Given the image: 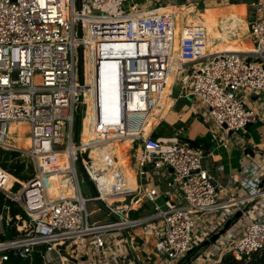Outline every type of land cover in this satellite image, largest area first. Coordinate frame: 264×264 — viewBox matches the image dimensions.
Listing matches in <instances>:
<instances>
[{"label": "built area", "instance_id": "built-area-1", "mask_svg": "<svg viewBox=\"0 0 264 264\" xmlns=\"http://www.w3.org/2000/svg\"><path fill=\"white\" fill-rule=\"evenodd\" d=\"M243 1L251 13L253 51L209 53L188 69L186 64L178 67L184 73L178 79L180 90L206 109L213 131L223 137L246 132L256 117L245 99L264 97V0ZM173 33L172 17L164 10L90 18L87 0H0V150L17 153L18 160L8 162L24 163L25 171L33 172L24 181L0 167V193L25 215L21 225L14 223L9 206H4L0 264L10 257L31 261L34 254L49 262V253L61 257L65 252L72 264H104L105 236L135 228L154 237L156 255L168 264H179L194 242L199 245L216 232L217 227L202 226L204 218L219 212L225 221L264 198L259 164L246 159L238 179L230 177L221 188L204 167L202 147L177 137L143 136L150 97L159 96L167 84ZM155 42L166 47H156ZM76 50L82 52V73ZM88 101L98 137L89 145L83 146L81 140L74 145L77 115L81 108L84 121ZM15 124L27 125L23 141L10 132ZM116 137L136 151L139 176L148 166L170 173L162 203L157 188L142 189L143 204L149 209L144 217L130 218L129 205L120 199L134 190L111 195V203L103 198L107 191L101 186L110 166L106 158L100 165L90 159L91 145L107 147ZM25 140L28 147H20L18 142ZM76 162L84 175L81 182H91L97 197L81 195ZM53 176L69 181L73 194L52 191L56 183L48 185L45 180ZM8 177L13 179L9 188ZM15 185L21 188L12 192ZM86 200H101L117 220L91 221ZM12 230L13 238H7ZM241 230L236 239L219 238L225 246L222 255L240 260L264 249V219H249ZM89 250L97 251L95 258L87 255Z\"/></svg>", "mask_w": 264, "mask_h": 264}, {"label": "crops", "instance_id": "crops-1", "mask_svg": "<svg viewBox=\"0 0 264 264\" xmlns=\"http://www.w3.org/2000/svg\"><path fill=\"white\" fill-rule=\"evenodd\" d=\"M186 2L188 1L178 4L174 3V0L127 1V5L130 8L134 5L138 7V9L131 10L132 14L135 15L139 13H148L155 10H164L165 12L170 13L174 26L171 62L168 65V80L165 86V93L163 94L164 102L161 107L162 117L158 116L149 134L152 137L154 136V138L156 137L160 139L177 137L181 142H186L189 144L193 142L196 143V147H202L205 152V157L203 159L204 167L214 177L215 184L221 188L227 185V180L230 177H233L235 180L238 179L240 165L246 159L247 161H252L259 164L260 171L258 176L261 178L262 184L264 186V97L256 95L245 99L248 109L253 110L256 117L255 122L246 128V132L230 133L223 137L219 133L212 131L210 126L207 124V121L205 120L208 119L206 109H204L195 98H189L190 96H186L185 93L180 90L181 83L179 80L184 74L183 70L177 72L178 67H181V63L178 62L180 32L182 29L192 27V25H194L193 21L185 19L192 11L194 4H189V2ZM205 2L207 5L212 7H218L223 3H232V5L237 6L236 10L240 11V13L242 12L241 10L244 12L248 10L246 7L247 1L243 0H205ZM169 4L170 6H167L168 8H166L165 6ZM171 7H179L180 11L178 12L175 9H169ZM214 20L215 19H206L205 25L207 26V30L211 31V27L215 26L216 23ZM221 20L223 21L222 27L225 34H230L231 31L228 30L233 29L236 25H238L230 12H224ZM221 48H226L227 50L230 48H241L248 51L251 49V45L229 41L220 45V49ZM193 63V60H191L182 63V65L186 64L188 69ZM129 144L130 143L126 141L124 146ZM116 147L120 149H116V154H118V156L115 158V161L121 159L122 156L120 155V151L122 152L123 150L121 145H117ZM132 158L133 152L131 162ZM220 166L223 168L222 171L218 169ZM130 171L131 173L128 175L125 181L126 189H134L135 192L131 196H126L125 198L122 197L120 199H125L124 202L129 205L130 211L128 215L130 218L144 217L147 215L149 209L147 205L143 204L141 196L142 189L155 187L164 197V194L167 192L165 184L170 173L165 169L154 170L148 166L144 171V175L139 176L138 169L136 166L134 167V165H132ZM133 172L135 176H133ZM46 182L48 185L56 183L53 190L60 191L62 193L61 196H70L73 194V188L67 180L61 182L60 177L53 176ZM122 193H124V191L118 192L117 195ZM225 196V194H221L222 198H225ZM163 199H165V197L160 198L159 202L162 203ZM92 204L94 207V217L100 214L104 223H108V220L109 222L114 221L111 216L99 209L96 202ZM118 204H122V200ZM249 205L250 206L248 207V210L243 213L241 217L243 220L245 219V223L249 219H256V217L259 219H264V198L249 203ZM240 219L232 223L226 233L223 234L225 237L236 239L240 236L242 230L240 232L235 230L236 225L238 224L237 222H240ZM225 221L218 212L204 218L203 221H201V224L207 228L217 227L215 230L217 232L223 227ZM202 243L196 245L195 247H200ZM154 244V237L149 232H144L140 228L128 230L126 233L118 231L111 232L104 238V248L101 250V257L104 264H168L167 260L154 253ZM192 249H190V251ZM219 249L222 259L224 256L222 253L225 251V246L219 245L218 250ZM86 253L91 258H95L97 255V251L95 250H89ZM205 253H208L210 256L208 258H204L203 255ZM216 255L217 248L215 242L209 247L201 249L198 256H196L194 259H191L188 263L219 264L221 261L220 258H211L212 256ZM196 258H199V260H196ZM203 258L204 260H202ZM46 259L49 260V262L46 261L43 262V264H72L67 260L68 253L66 252L62 254L61 257L54 256L53 253H49Z\"/></svg>", "mask_w": 264, "mask_h": 264}, {"label": "rangeland", "instance_id": "rangeland-1", "mask_svg": "<svg viewBox=\"0 0 264 264\" xmlns=\"http://www.w3.org/2000/svg\"><path fill=\"white\" fill-rule=\"evenodd\" d=\"M184 1H188L189 4H194L192 11L185 18V19H188L194 22V25H192V28L194 29V38L191 41H186L184 43V53H186L185 59L182 60L184 63L187 61H191V60H193L194 63L198 62L205 55L209 53H214L215 51L220 50V45L225 44L226 42H229V41H235L237 43H245V44H249L252 46V39L250 37V25H249L251 13L249 9L245 11L246 13L243 10H241L242 12L240 13V11L236 10L237 6L232 5V3H229V4L223 3L221 4L222 6L220 5L218 7L216 6L212 7V6L207 5L205 0H174V3L178 4ZM224 12L226 13L230 12V14H232L234 17L235 22L238 23V25H236L233 29L228 30V31H231L230 34H225L224 29L222 27L223 21L221 20V18ZM89 17L92 18V16L90 15ZM93 17H96V16H93ZM206 19H215L214 21L216 24L215 26L211 27V31L207 30V26L205 25ZM76 60L78 61V68H79L78 50H76ZM181 66H182V63H181ZM245 106L248 109V106L246 103H245ZM205 120L207 121V124L210 126V128L213 131V127H212L210 120L209 119H205ZM14 126H16L14 133H17L18 136L22 138L21 141H23L27 137L26 132H25V130L27 129V125L15 124ZM82 126H83V121L81 122V135H82ZM75 133H76V122L74 125L73 143L74 145H77L76 139H75ZM19 146L24 148L25 145L24 143L23 144L19 143ZM122 148H123L122 152L120 151V155L122 156L120 160L115 161V158L118 156V154H116L115 151L116 149H120V148L116 147L109 154H107V157L109 158V163L111 164L112 167L116 165V168H119V167H123L125 164L131 163L133 149L130 147V145H126ZM18 156L13 158V161L18 160ZM27 161L30 162L28 159H26V162ZM0 162L6 163L7 166L10 165L8 160H6V162H4V160L2 161L0 160ZM113 163L115 164L113 165ZM0 167L3 168L1 165ZM76 168H77L79 188H80L81 195L83 197H88L89 194L91 195V191L86 181L81 182V180L84 178V175L82 173V170L78 162H76ZM3 169L11 173L14 176H17V174L13 170H8L9 168L7 167ZM132 174L133 176H135L134 172ZM28 176L31 178L30 175ZM10 183L11 182L8 181V185ZM72 185L74 186V188H76L74 181L72 182ZM20 188H21V185H18L17 190H19ZM13 190L12 192H14ZM17 207L19 206L17 205ZM86 209L90 216L91 221L98 223V224L104 223L103 219H101L100 214L95 217L93 216L94 207H93L92 202L87 203ZM3 211H4V206L1 209L0 214L3 213ZM13 221L14 223H18L19 225H21L25 221V218H22L20 215H17ZM107 222H109V220ZM237 223L238 224L236 225L235 230H238L240 232L241 229L243 228V224H245V219L243 220L241 218L240 222H237ZM221 242H222V239L217 240L216 242L217 255L212 256L211 257L212 259H219V258L221 259L220 249L218 250L219 245H221ZM195 245L196 244L194 242L191 247L193 248L195 247ZM53 255L57 256L55 253H53ZM209 256L210 255L208 253H205L203 255L204 258H208ZM204 258L202 260H204ZM196 260H199V258H196Z\"/></svg>", "mask_w": 264, "mask_h": 264}, {"label": "bare ground", "instance_id": "bare-ground-1", "mask_svg": "<svg viewBox=\"0 0 264 264\" xmlns=\"http://www.w3.org/2000/svg\"><path fill=\"white\" fill-rule=\"evenodd\" d=\"M127 1L128 0H87L88 15L96 16L100 18H108L109 16H112V15H127V14H130L131 16H133L135 14H132L131 10L138 9V7L134 5V6H131L130 8L127 5ZM167 6H170V4L166 5L165 7L168 8ZM169 9H175L178 12L180 11L179 7H171ZM193 38H194V29L192 27H187V28L182 29V31L180 32V38H179V51H178L179 61L178 62L182 61L186 57L185 56L186 53H184V43L186 41H191ZM155 46L161 49L166 47L162 43H157V42H155ZM168 48L170 50V53L172 54V40H171V44L168 45ZM252 51H253V47L251 46V49L248 51L241 49V48H238V49L230 48L229 50H227L226 48H221L216 53H225V52L250 53ZM170 62H171V56H170L169 63ZM164 93H165V88L159 96L154 94L150 97L152 99L151 108L149 110L148 117L143 120V124H142L143 131H144V134H143L144 137L147 136L149 132L152 130V127L156 119L158 118V116L162 117L161 107L164 102V97H163ZM91 107L92 106L90 105V102L88 101V110H87V114L83 121V126H82L81 142L83 143V146L89 145L91 141H95L98 137L95 132V123H94L95 120L93 119L92 114H91V109H92ZM131 118L134 119V117H131ZM15 127L16 126L12 125L10 128V132H14L16 129ZM118 139L119 137H116V139L107 147L103 145L98 148H94V146L91 145L92 150H90V159L96 165H100L103 162L102 158H106L104 159V161L110 166L109 172L106 173L107 182L105 183V185L104 183H102L103 185L101 186L103 189L107 191L103 193V198H105L109 203L112 202V198L110 197L111 195H117L118 192L120 191H129L126 189L125 181L128 175L131 173L130 170L132 168V165H134L135 167V158H136L135 150H133V158L130 164H125L123 167L116 168V165H114L115 163H113L114 167H112L111 164L109 163V158L107 157V154H109L112 150H114L117 145H122V147H124L123 143H120L117 141ZM24 145H25L24 148H27L29 145V140H25ZM50 179L51 178H47L45 181L50 180ZM10 186H11V183L8 186V188ZM52 191H55V193L57 192L58 195L62 194L58 190H52ZM89 202L90 201H87V200L85 201L86 203L85 207L87 206V203ZM86 212H87V209H86Z\"/></svg>", "mask_w": 264, "mask_h": 264}, {"label": "trees", "instance_id": "trees-1", "mask_svg": "<svg viewBox=\"0 0 264 264\" xmlns=\"http://www.w3.org/2000/svg\"><path fill=\"white\" fill-rule=\"evenodd\" d=\"M153 138H154V136H153ZM190 144L192 146L196 145V143H193V142ZM115 153H117V150L115 151ZM17 156H18V154L15 152H5V151L0 150V160L1 161L4 160V162H6V160H10L11 158L13 159ZM0 165L3 168H6V167L9 168L8 170H13L15 168L16 174L21 180L25 181V180L30 179V177L27 175V173L25 171L24 163L15 164V165L10 164L9 166H7L6 163L0 162ZM8 181H10L12 183V181H13L12 177H8ZM13 189H14L13 191L16 192L18 189V185H15V187ZM5 205L9 206L10 215L12 216L13 220L15 219V217L17 215H20L22 218H25V215H24V212L22 211V209L20 207H17V204H15L13 202L10 203L5 198V196L2 193H0V212H1V209L3 208V206H5ZM104 217H107V216H104ZM14 234H15V230H12V232L8 233L7 238H11V237L13 238ZM200 250H201L200 247L193 248L185 256L183 261H181L179 264H189L188 262H186V258L190 257V260L194 259L196 256H198ZM3 264H43V261L38 254H34L31 261H24V260H20V259L10 257V259ZM219 264H264V249H262L256 253L251 254L248 258L242 257L240 260H236L234 257L227 254V255H224L222 257Z\"/></svg>", "mask_w": 264, "mask_h": 264}, {"label": "water", "instance_id": "water-1", "mask_svg": "<svg viewBox=\"0 0 264 264\" xmlns=\"http://www.w3.org/2000/svg\"><path fill=\"white\" fill-rule=\"evenodd\" d=\"M82 66H83L82 52L80 50V55H79V71H80V73H82ZM189 98H192V96L190 95ZM81 122H82V109L80 108L79 113L77 115V120H76V137H75L76 144L80 143ZM27 166H30V162L27 163ZM26 173L30 176H33V172L30 168H28L26 170ZM86 182L90 188L92 195L94 197H97V193H96L95 188L92 185V183L89 181H86ZM96 204L98 205V207L101 211H103L107 215L111 216L114 220H117L116 215H114L101 200H97ZM249 206H250L249 204L246 205L242 210L237 211L234 215H232L230 218H228L225 221L223 227L221 229H219L216 233L212 234L208 240H205L200 245V248L203 249V248L209 247L211 244H214L223 234L226 233V231L229 229V227L232 225L233 222H236L238 219H240L242 217L243 213H245L248 210ZM189 261H190V257H187L186 262H189Z\"/></svg>", "mask_w": 264, "mask_h": 264}]
</instances>
